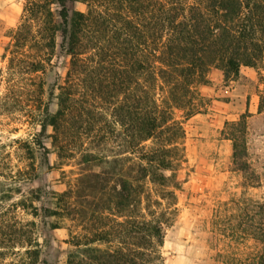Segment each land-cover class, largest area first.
Listing matches in <instances>:
<instances>
[{
    "label": "trees",
    "instance_id": "1",
    "mask_svg": "<svg viewBox=\"0 0 264 264\" xmlns=\"http://www.w3.org/2000/svg\"><path fill=\"white\" fill-rule=\"evenodd\" d=\"M75 1L85 3L86 11H70L67 0L31 1L16 34L19 47L25 44L20 31L36 21L29 41L42 49L32 55V72L50 64L57 37L69 56L64 77L48 93L56 99V110L50 112L47 101L41 105V89L34 99L40 105L34 114L37 135L50 138L57 158L71 155L67 144L73 128L81 119L89 121L92 108L98 112L108 104L123 125L127 154L111 159L92 151L82 154L84 161L110 168L79 172L66 190L50 191L53 207L45 213L70 210L85 220L83 208L95 201L98 224L73 235L67 264H164L163 201L167 198V207L174 203L166 188L173 173L167 171L183 155L184 130L175 112L188 116L199 110L197 86L207 81L210 69H220L228 80L239 75L242 65L264 66V0ZM20 48L14 57L22 55ZM263 102L264 92L260 109ZM232 134L234 162L244 169V146L238 133ZM152 185L161 187L156 192L160 200L152 197ZM155 206L161 210L157 216ZM240 264H264V249Z\"/></svg>",
    "mask_w": 264,
    "mask_h": 264
},
{
    "label": "rangeland",
    "instance_id": "2",
    "mask_svg": "<svg viewBox=\"0 0 264 264\" xmlns=\"http://www.w3.org/2000/svg\"><path fill=\"white\" fill-rule=\"evenodd\" d=\"M31 1L35 0H0V264H67L73 235L96 226L98 212H93V200L90 208H83L85 220L70 210L48 216L44 209L53 207L50 191L66 190L79 172L110 168L84 161V153L110 159L117 153L116 157L126 156L124 129L107 104L98 112L92 108L93 119H81L77 131L73 128L67 144L71 155L57 158L50 138L37 135L34 114L40 105L34 99L41 89V105L47 101L49 111L56 110V99L48 93L64 77L69 56L57 37L50 64L32 72V55L42 47L29 41L37 30L36 21H30L19 33L25 41L18 50L22 55L14 57L19 48L16 34ZM67 7L86 11V4L75 0H67ZM197 91V112H175L184 130L183 155L176 168L167 171L173 173L166 188L173 192L174 203L167 207L164 198L161 252L164 264H240L264 249V102L259 108L264 66L242 65L239 75L228 80L212 68ZM234 132L244 146V169L232 156ZM111 184L108 180L107 186ZM159 187L152 185V197L159 199ZM155 208L157 216L161 210ZM245 232L252 234L243 238Z\"/></svg>",
    "mask_w": 264,
    "mask_h": 264
}]
</instances>
